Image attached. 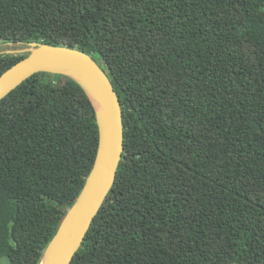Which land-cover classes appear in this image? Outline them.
<instances>
[{"label": "trees", "instance_id": "16d2710c", "mask_svg": "<svg viewBox=\"0 0 264 264\" xmlns=\"http://www.w3.org/2000/svg\"><path fill=\"white\" fill-rule=\"evenodd\" d=\"M0 42L81 50L119 98L121 159L70 264H264V0H0ZM97 143L65 75L0 99V260L39 264Z\"/></svg>", "mask_w": 264, "mask_h": 264}, {"label": "water", "instance_id": "95a60500", "mask_svg": "<svg viewBox=\"0 0 264 264\" xmlns=\"http://www.w3.org/2000/svg\"><path fill=\"white\" fill-rule=\"evenodd\" d=\"M19 44L14 51L26 54L0 74V99L37 72L65 75L82 88L95 113L98 143L92 168L74 203L66 211L43 251L39 264H70L90 223L110 190L123 151L122 111L106 72L87 53L42 42Z\"/></svg>", "mask_w": 264, "mask_h": 264}, {"label": "rangeland", "instance_id": "374dc122", "mask_svg": "<svg viewBox=\"0 0 264 264\" xmlns=\"http://www.w3.org/2000/svg\"><path fill=\"white\" fill-rule=\"evenodd\" d=\"M21 45L19 44H3L2 42H0V52H3V51H14L15 49H18L20 48ZM0 263L1 264H7V261H6V258L5 257H2L1 260H0Z\"/></svg>", "mask_w": 264, "mask_h": 264}, {"label": "bare ground", "instance_id": "6f19581e", "mask_svg": "<svg viewBox=\"0 0 264 264\" xmlns=\"http://www.w3.org/2000/svg\"><path fill=\"white\" fill-rule=\"evenodd\" d=\"M41 264H44V262H42Z\"/></svg>", "mask_w": 264, "mask_h": 264}]
</instances>
